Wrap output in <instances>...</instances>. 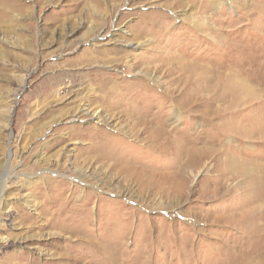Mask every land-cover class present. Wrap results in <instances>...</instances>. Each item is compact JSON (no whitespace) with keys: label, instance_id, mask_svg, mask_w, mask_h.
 <instances>
[{"label":"rangeland","instance_id":"374dc122","mask_svg":"<svg viewBox=\"0 0 264 264\" xmlns=\"http://www.w3.org/2000/svg\"><path fill=\"white\" fill-rule=\"evenodd\" d=\"M0 264H264V0H0Z\"/></svg>","mask_w":264,"mask_h":264},{"label":"bare ground","instance_id":"6f19581e","mask_svg":"<svg viewBox=\"0 0 264 264\" xmlns=\"http://www.w3.org/2000/svg\"><path fill=\"white\" fill-rule=\"evenodd\" d=\"M127 44V43H126ZM139 44H137L136 46H134V48H137Z\"/></svg>","mask_w":264,"mask_h":264}]
</instances>
